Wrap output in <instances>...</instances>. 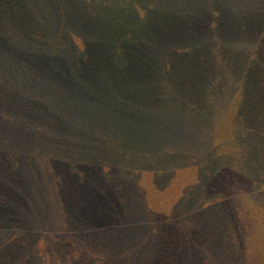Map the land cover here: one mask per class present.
I'll return each mask as SVG.
<instances>
[{"label":"rangeland","instance_id":"obj_1","mask_svg":"<svg viewBox=\"0 0 264 264\" xmlns=\"http://www.w3.org/2000/svg\"><path fill=\"white\" fill-rule=\"evenodd\" d=\"M211 1L213 4H210ZM197 2L201 7L189 8L188 4L172 0L171 7L184 27L189 22V33L195 39L194 42L198 41L196 52L200 58V68L202 67L201 71L207 78L201 74L193 77L192 71L185 66L186 60H183L180 51V43L183 45L185 38L178 31L180 36L175 34L177 38L172 39L175 48H166L163 52L165 64L175 74L176 83L169 82L164 104L149 103V115L140 129L151 131L157 124H161L165 128L162 134L171 136V128L168 129L167 125L178 123V120L184 123L181 116L187 110L206 113L211 107L207 126L209 134L207 133L204 144L205 147L212 148L217 156L224 158L225 154L232 155L234 150L232 138L236 126L249 125L264 144V122L259 120L264 114L262 87L260 92L257 90L254 93L252 109L250 110V106L248 110L244 109L238 79L236 86L229 88L231 92L228 91L229 79L220 67V61L225 58L219 53V50L227 51L228 67L237 73L245 71L252 55L264 53V0ZM207 3L212 8L207 9ZM167 4L168 0H161L162 8L165 9ZM0 6L14 12L12 26H18L20 35L19 37L17 32L13 34L12 31L11 36L7 33L4 38L1 27H6L8 22L5 16H0V149L5 150V161L0 160V227L9 225L6 233L0 234V242H3L0 246V264H71L67 262L70 250L80 253L81 258L98 256L101 252L111 250L112 242L121 239L113 228L119 218L116 204L110 197L115 185L102 179L104 173H100L98 179L89 175V172L85 178L76 172L79 175L76 177L70 172L73 169L70 163L67 164L68 167L55 164L54 170L38 171L28 165L32 156L27 150L30 149V142L40 145L37 136L42 147L53 150V140L56 138L63 146L67 145V152L75 150L82 153L91 162L101 163L98 166L100 169L103 168L105 172L108 170L110 159L100 150L109 149L104 130L108 119L105 110L97 108L105 104L97 102L104 95L102 87L106 89L110 85L109 81L115 80L118 74L106 69L105 60L111 61L113 57H108L109 54L104 53L100 42L92 39L93 22L88 20L91 17L89 10L95 11L99 6L87 7L83 0H20L15 4L9 0H0ZM248 10L253 14L246 18ZM242 13L246 15L243 16ZM216 15L220 17L217 25ZM223 17L225 19L221 21ZM172 25L167 21L159 24L165 29ZM155 31L151 29L147 45L156 40ZM11 37L16 38L15 44L11 42ZM103 59L104 66L98 70L96 62ZM67 64L69 69L65 71ZM12 68L14 71L11 73ZM126 68L127 66L123 71L126 70L129 75L130 71ZM155 68V64L150 65V70ZM248 71L252 72L251 68ZM83 72L92 75L88 91L76 93V97L69 98L71 103L66 99L63 104H59L54 98L61 91L56 79L66 74L75 77ZM260 73H255V77L253 75L254 89L259 85ZM15 74H18L19 82L13 79ZM23 76L28 79L37 76L43 82L41 88L44 93L37 94L33 103L27 102L20 94L24 88L20 86ZM74 82L68 81L67 86H73ZM40 124L44 126L36 130L35 126ZM186 129L190 141L177 148L188 151V146L192 143L191 137L198 133L194 131L191 136V125L187 123ZM127 133L124 126L117 127L118 137L127 136ZM242 134L245 136L246 130ZM56 149L59 150L58 146ZM254 150L264 154V145L261 149L258 147ZM31 152L33 154L34 150ZM164 156V163L153 165L144 162L134 169L139 171L138 197L134 200L147 208L139 215L149 220L148 236L157 238V245H153L157 247L153 253L159 250L162 243L167 247L172 244L179 247L181 244H188L186 238L187 235L190 236L192 227L193 233L196 231L194 236L209 237L206 226L218 221L221 226H225L227 233L224 232L229 241L236 242L231 258L225 264H264V191L259 192L258 188L246 193L243 187H237L234 189V193L238 195L237 200L221 197L214 208L206 207L205 211H197L204 203H201L203 200L200 201L198 193L193 205L183 207L192 213H186L187 218L178 222L180 225L172 234L167 219L176 217L180 221L185 217L181 214L177 216L180 209L178 206L184 199V194L194 185L199 183L198 189L201 188L200 181L206 179V169L197 159V154L193 158H178L175 163L169 158L168 152ZM242 163L246 165L245 161ZM114 173L119 180L123 179L122 169L118 168ZM222 180V187L214 184L219 190L232 186L229 178L224 176ZM125 187L131 192L134 190L133 184ZM131 192L125 196L133 194ZM207 192L210 194L212 190H206L205 195ZM206 205L208 203L203 204ZM226 210H229V215H226ZM218 215L221 217L217 220ZM156 225L163 226V233L156 232ZM19 226L23 228L19 233H14L10 228ZM214 231L216 230L209 234L216 236ZM224 232L220 231V236H224ZM200 239L197 237V240L189 244L192 249L188 264H221L223 252L220 240L203 245L200 243H207ZM135 242L138 244L141 241ZM197 243L200 245H196ZM147 246L145 245L148 250ZM57 249L60 253L56 252ZM131 249L135 251L136 248ZM50 252L55 256H51ZM172 254L164 263L169 264L176 257L174 248ZM130 264L139 263L133 261Z\"/></svg>","mask_w":264,"mask_h":264},{"label":"trees","instance_id":"obj_2","mask_svg":"<svg viewBox=\"0 0 264 264\" xmlns=\"http://www.w3.org/2000/svg\"><path fill=\"white\" fill-rule=\"evenodd\" d=\"M9 1L15 4V2L20 0ZM83 1L84 5L87 7L94 5L99 6V8L95 11L89 10L91 17H89L88 20L93 22L91 31L92 39H96L97 42H100L103 46L104 53L106 55L109 54L108 57H113L111 58V61H106L105 59L97 61L96 68L101 70L104 66L103 61L105 60L107 64L106 69H109V71L113 74H118L115 79L116 81L112 79L109 81L110 85L106 87V89H104V86L102 87L104 95L102 100L97 102L98 104H105L102 107L97 108L105 110L104 113L107 114L106 116L108 119V124L104 126V130L107 135L105 140H107L106 142L109 149L100 148L101 152L110 159L108 170L105 172L103 168L100 169L98 166L101 163L98 164L91 162L90 159L88 160L82 153H77L75 150L67 152L65 149L67 145L63 146L56 138L53 140V150L42 147L41 140L38 136L37 139L40 145H36L35 143L32 144L31 142L29 143L30 149L27 150V153H31L32 159L28 165L38 169L39 171L40 169L54 170L55 164L60 167H68L70 163V166L73 168L70 172L72 171L71 173L76 177L79 176L76 175V172H78L81 177L84 178L88 172L89 175H92L97 179L98 175L101 176L100 173H104V175L101 176L102 179L106 182H110L112 185H115V188L110 193V197L112 196V200L114 204H116L119 218L117 219V223L115 222V227L113 228L121 236V239L118 242H112L111 250L101 252L98 256L81 258L80 253L76 254L73 250H70V254L67 257L69 261L67 260V262H71V264H130L135 261V263L137 262L139 264H166L164 261L172 257V250L174 248L177 254L176 257L169 262V264H188V262L191 261V253L189 254V252L192 249L189 244L193 243L197 240V237H199L201 238L200 240L207 243H200L203 245L214 244L219 239L223 252L221 264L228 263L229 258H231V253L234 247L233 245H236V242L233 240L232 242L229 241L226 236L227 231L225 230V226H221L218 221H213L209 223V226H206L209 233L212 230H216L214 231L216 236L209 233V237L194 236L196 231L194 230L193 233L192 229H194V227H192V229H190V236L187 235L186 238L188 244H181L180 247L178 245L170 244L171 246L167 247L165 243H162L158 247L159 250L156 253H153L155 247H157L153 246L154 244L157 245V243H155L157 238L148 236V228L150 225L149 220L147 221L145 220L146 217L139 215V213H143L144 209L147 208L134 200L136 196L138 197L139 190V184H137L139 171L134 169L140 163L144 162L146 164L152 163L153 165L164 163V155L167 152L169 158H171L174 163L178 158H193L192 156H195L196 154L200 157V159L198 157L197 159L201 162V165L203 164L204 169H206V173H204L206 175V179L200 181V185L202 184L200 189H198L200 187L198 183L184 194V199L178 206L180 209L177 216L181 214L185 217L180 219V221H178L179 219L176 217L171 220L167 219L166 222L168 224L169 231L173 234L175 229H177L180 225L178 222L183 221V219L185 221L187 218L186 213L188 214L191 212V210L183 207L189 208L193 205L195 203V197L198 193L199 199L201 198L200 201L203 200L201 203H208V205L203 206V203L199 206V204H197V207L199 206L197 211H205L206 207L214 208L215 203L221 200V197L230 198V200L234 201L237 200L238 195L234 193L237 187H243L246 193L250 192V189L256 190L258 188L259 192L264 191V154L260 152L256 153L254 150L258 147L261 149L264 145L263 141L259 140V135H257V132L249 125L244 124L242 126H236L232 138V144L234 146L232 155L225 154L224 158L220 157V155L217 156L212 148H207L204 144V141L206 140L205 137L209 134L207 126L211 107H209L206 113L200 110H187L181 116L187 124L191 125V136L194 131H197L196 133H198L196 136L191 137L192 143L188 146L190 147L188 151L177 148L178 146L182 147V143L185 145L186 141H190L188 139L187 134L189 132L186 129L185 122L182 123L178 120V123H171L167 125L168 129L171 128V136H164L162 134V130H165V128L161 124L159 126L157 124L156 127L151 130L152 133L147 129L145 131L141 130V125L149 115V103L164 104L165 101L163 100L167 94L168 85L176 83V80H174L175 74L171 73L165 64L163 52L166 48L171 50L175 48L172 39L177 38V35L175 34H179L178 31H180L181 37L183 36L185 38L183 40V45L180 43V51L183 54V60H186L184 62L185 66L192 71L193 77H196L199 74H201L202 77L205 76L201 71L202 67L200 68V58L196 52V45L198 41L194 42L195 39L192 34L189 33V22L187 23V27H184L178 14L172 10V0H168V4L165 9L161 6V0ZM178 1L181 4H188L189 8H194L195 6L201 7L200 3L197 2L198 0ZM210 4H213V2L211 1ZM210 4H205L207 9L212 8ZM17 9H19L18 6ZM252 14L253 13L249 10L247 16H245L246 13H242V15L246 18ZM14 15L15 14L11 9L9 10L8 8H2L0 6V16H5V20L8 22L6 27H1V35H3L4 38L7 33L8 36H11L12 31L13 34L17 32V35L20 37L18 26H12L15 19ZM215 17V25H217L219 24L217 19L220 17L219 15H216ZM224 19L225 18L223 17L221 21H224ZM89 21L88 23H90ZM163 21L172 23V27L167 29H165L166 27H160L159 24ZM242 25L245 24L243 23ZM151 29L156 30L154 32V34H156V40L153 41L151 45H147V40L150 41ZM14 39L16 38H12L11 42L13 41L15 44ZM226 52L219 50V53L223 55V58H225V60L222 59L220 61V67L222 73H224L229 79L228 91L231 92L229 88H234L237 84L236 79H238V89L242 93L243 98L242 107L248 110L250 106L251 110V103L255 100L253 98L255 97V91H259L262 87V92H264V53H261L260 55H252L251 61L248 63L245 71L237 73L233 68L228 67L229 64L226 60L229 54ZM11 57L12 55L10 53L9 59H11ZM12 59L15 58L13 57ZM151 64L156 65L155 70H150ZM126 66L130 71L129 75L126 73V70L123 71ZM57 68H59V66ZM250 68L252 72L248 71ZM68 69L69 65L67 64L65 71ZM12 71H14L13 68L11 73ZM259 71L261 72L259 85L256 89H254L255 80L253 75L255 77V73L259 74ZM72 76L74 75L66 74L61 78H58L59 80L56 79V84L61 88V91L57 96L55 95L54 98L58 100L59 104H63L66 99L67 102L69 101L71 103L69 98L76 97V93H86L90 83L92 82V75H89L86 72L77 74L75 77ZM13 77L15 81H18V74H15ZM204 78L207 77L205 76ZM73 80L75 81L74 85L67 86V82ZM41 84H43V82L37 76H35L34 79H28V77L23 76L20 79V86H24V88H22L20 94L25 100H27V102L33 103L37 94L44 93L41 88ZM243 117L245 119V116ZM26 119L31 123V120L28 117ZM19 120L20 118L18 116V121ZM259 120L264 122V114L260 116ZM53 123H56V121L53 120ZM27 125L28 124H25V126ZM43 126L44 125L40 124L38 127L35 126V128L37 130L39 127ZM120 126H124V129L128 131L127 136H117V127ZM210 129L213 128L211 127ZM263 129L264 125L262 127V130ZM244 130H246L245 136L242 134ZM57 146L59 148L58 151H56ZM32 150H34L33 154L31 152ZM49 151L51 153H49ZM180 153L185 155H181ZM0 160L3 162L5 161L4 149H0ZM242 161H245L246 165H244ZM238 164L240 167H238ZM118 168L122 169L123 179L121 180H119L118 176L115 174L117 172L114 173V170ZM78 169H80V171ZM84 169L86 170L85 172ZM224 176L231 180L232 186L224 188V190H219L218 186L220 185L222 187L224 185V181L222 180ZM129 184H133L132 188H134V190L132 192L125 187ZM121 188L122 190H120ZM196 189L198 190L195 191ZM206 190H212V192L210 194L207 192L205 195ZM129 192L133 194L125 196V194ZM212 195H214L215 199H213ZM186 204L189 205L186 206ZM225 213L226 215H229L230 212L229 210H226ZM220 217L221 215H218L217 220ZM158 224L160 223L158 222ZM8 226L9 225L6 227H0L1 235L6 233V228ZM20 227L21 226H19V228H10L15 231L14 233H19V231L23 230V228ZM216 227L219 228L215 229ZM156 229V232L159 234L163 233L164 228L162 225H156ZM220 231H225V235L220 236ZM154 234H156L155 230ZM135 241L141 242L136 244ZM226 241L228 243H226ZM2 243L0 242V246ZM200 244L197 243L196 245ZM145 245H148V250ZM131 248L136 249L134 251V249ZM56 252L60 253V250L57 249ZM50 254L51 256H55L52 252H50ZM234 256L236 255L234 254ZM235 258L237 259V256ZM180 259L182 262H180Z\"/></svg>","mask_w":264,"mask_h":264}]
</instances>
